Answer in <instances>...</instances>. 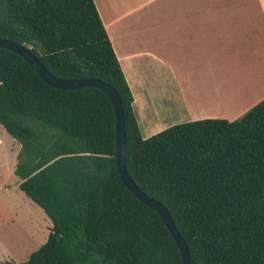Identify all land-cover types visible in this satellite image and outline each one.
<instances>
[{
	"label": "trees",
	"instance_id": "1",
	"mask_svg": "<svg viewBox=\"0 0 264 264\" xmlns=\"http://www.w3.org/2000/svg\"><path fill=\"white\" fill-rule=\"evenodd\" d=\"M0 40L25 46L57 78L97 79L117 93L126 170L166 207L190 264H264V99L236 120L144 139L93 0H0ZM0 125L20 146L19 190L51 223L25 261L3 264H181L160 216L120 179L114 110L101 90L50 87L0 49Z\"/></svg>",
	"mask_w": 264,
	"mask_h": 264
},
{
	"label": "crops",
	"instance_id": "2",
	"mask_svg": "<svg viewBox=\"0 0 264 264\" xmlns=\"http://www.w3.org/2000/svg\"><path fill=\"white\" fill-rule=\"evenodd\" d=\"M93 1L142 138L264 99V0H165L161 20L148 15L162 0Z\"/></svg>",
	"mask_w": 264,
	"mask_h": 264
},
{
	"label": "rangeland",
	"instance_id": "3",
	"mask_svg": "<svg viewBox=\"0 0 264 264\" xmlns=\"http://www.w3.org/2000/svg\"><path fill=\"white\" fill-rule=\"evenodd\" d=\"M164 2L152 9L149 18L164 17ZM20 150L0 125V264L20 263L47 239L51 223L43 211L18 188L11 165Z\"/></svg>",
	"mask_w": 264,
	"mask_h": 264
},
{
	"label": "water",
	"instance_id": "4",
	"mask_svg": "<svg viewBox=\"0 0 264 264\" xmlns=\"http://www.w3.org/2000/svg\"><path fill=\"white\" fill-rule=\"evenodd\" d=\"M0 49L11 51L21 57L39 76V78L50 87L61 89V90H75L84 87H93L101 90L110 100L113 106L115 115V143H116V154L115 162L116 169L120 176L121 181L125 187L142 203L153 209L162 219L165 226L167 227L173 241L175 242L181 256V264H190V256L188 247L184 239L180 236L177 231L167 209L158 201L148 197L131 179L125 166V154H126V130L124 113L121 106V102L117 93L106 83L101 82L97 79L88 80H71V79H60L50 74L41 61L30 52L23 45L8 41L0 40Z\"/></svg>",
	"mask_w": 264,
	"mask_h": 264
}]
</instances>
